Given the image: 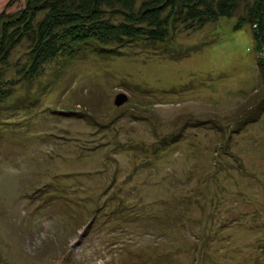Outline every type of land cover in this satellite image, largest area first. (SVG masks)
<instances>
[{
	"label": "rangeland",
	"instance_id": "obj_1",
	"mask_svg": "<svg viewBox=\"0 0 264 264\" xmlns=\"http://www.w3.org/2000/svg\"><path fill=\"white\" fill-rule=\"evenodd\" d=\"M23 7L0 0V15ZM235 22L31 77L29 42L14 48L0 64V264H196L210 229L218 264H264V75Z\"/></svg>",
	"mask_w": 264,
	"mask_h": 264
},
{
	"label": "trees",
	"instance_id": "obj_2",
	"mask_svg": "<svg viewBox=\"0 0 264 264\" xmlns=\"http://www.w3.org/2000/svg\"><path fill=\"white\" fill-rule=\"evenodd\" d=\"M222 18H236L235 31L250 28L252 49L264 75V0H24L22 9L0 15V64L24 39L30 47L31 77L45 64L81 51L112 53L140 41L162 45L181 30L196 31ZM11 90L0 88V103ZM248 123L245 120L243 126ZM215 232L210 229L196 240L199 248L194 243L196 264H218L207 249L217 242ZM141 264L154 263L147 259Z\"/></svg>",
	"mask_w": 264,
	"mask_h": 264
},
{
	"label": "water",
	"instance_id": "obj_3",
	"mask_svg": "<svg viewBox=\"0 0 264 264\" xmlns=\"http://www.w3.org/2000/svg\"><path fill=\"white\" fill-rule=\"evenodd\" d=\"M127 101V96L125 94H118L114 99V105L116 107L122 106Z\"/></svg>",
	"mask_w": 264,
	"mask_h": 264
}]
</instances>
